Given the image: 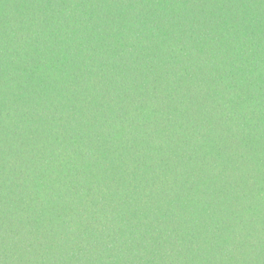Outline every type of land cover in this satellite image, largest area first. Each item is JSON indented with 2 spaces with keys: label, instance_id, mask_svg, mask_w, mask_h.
I'll use <instances>...</instances> for the list:
<instances>
[{
  "label": "trees",
  "instance_id": "1",
  "mask_svg": "<svg viewBox=\"0 0 264 264\" xmlns=\"http://www.w3.org/2000/svg\"><path fill=\"white\" fill-rule=\"evenodd\" d=\"M0 264H264V0H0Z\"/></svg>",
  "mask_w": 264,
  "mask_h": 264
}]
</instances>
